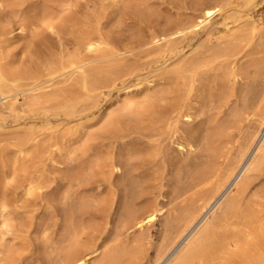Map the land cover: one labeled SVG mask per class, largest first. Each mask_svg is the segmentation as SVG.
I'll list each match as a JSON object with an SVG mask.
<instances>
[{
    "label": "bare ground",
    "instance_id": "1",
    "mask_svg": "<svg viewBox=\"0 0 264 264\" xmlns=\"http://www.w3.org/2000/svg\"><path fill=\"white\" fill-rule=\"evenodd\" d=\"M59 1L0 10V264H264V0Z\"/></svg>",
    "mask_w": 264,
    "mask_h": 264
},
{
    "label": "rangeland",
    "instance_id": "2",
    "mask_svg": "<svg viewBox=\"0 0 264 264\" xmlns=\"http://www.w3.org/2000/svg\"><path fill=\"white\" fill-rule=\"evenodd\" d=\"M10 1L4 0V2H0V10L6 12L7 14H9L10 16L13 17L14 14H15V10H16L15 8L16 7L14 5H11ZM59 2L60 3H56V4L54 3V5L56 6V9L57 10H60L61 8L65 7L66 5H69V4L70 5H73V6L79 5L82 2H84V0H64V1H59ZM61 2H62V4L65 2L64 6L61 4ZM67 2L69 4H67ZM77 2H78V4H77ZM58 6H60V7H58ZM258 9H259V12H260L261 16L264 17V2H261L258 5ZM39 25H41V24L39 23ZM38 27H39L38 28L39 30H43L45 28L44 25H41L42 28L40 26H38ZM18 31L19 30H15V33L16 34H19ZM30 38H31V32H28L26 38H21V37L19 38L18 37L13 42V44L11 46V48H12L11 51L15 54L14 56H15V58H16L17 61H20L19 59H21V56L22 57H23V55L26 56L25 55V52L27 51V47H28V43H29ZM26 54H27V52H26ZM4 183L7 186V192H8L7 193V196H6V199H7L8 204H9V206L11 208L14 207L15 205L20 206V204L25 203L24 202L25 200H24L23 197H22L23 200L21 198V200L23 201L22 202L21 200H18V197H20V195L12 192L13 191V187L15 185V181L14 180H12V179H6V180H4ZM160 198L163 199L162 196ZM35 207L36 206H34L32 208H35ZM44 207H46V206H44ZM40 210H41V207H40ZM46 211H48V210H46ZM45 216H47V215L45 214L43 217H45ZM38 220H40L39 217H38ZM3 228H4V226L2 225V217L0 216V240H1V231L3 230ZM160 231H161L160 222H155L154 225L148 227L145 230V233H146V241H147L148 245L150 246V248H149V254L150 255H153V253H154V246L159 243ZM6 237L8 239H11V233L6 234ZM38 250H40L39 245H35L33 247V251L31 252L32 255H30V257H38V256H40L38 254V253H40ZM2 256H3L2 253H0V257H2Z\"/></svg>",
    "mask_w": 264,
    "mask_h": 264
}]
</instances>
